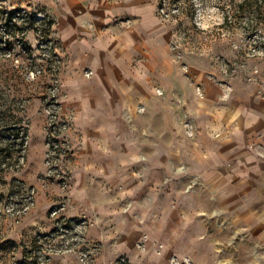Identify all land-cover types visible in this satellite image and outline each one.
<instances>
[{"label":"rangeland","instance_id":"obj_1","mask_svg":"<svg viewBox=\"0 0 264 264\" xmlns=\"http://www.w3.org/2000/svg\"><path fill=\"white\" fill-rule=\"evenodd\" d=\"M74 1L82 0H0V264H50L60 255L84 264L77 250L46 261L65 240L55 236L54 241L51 232L83 219L87 228L81 243L98 245L96 255L103 249L88 237L89 217L66 214L75 150L68 135V61L58 23L72 12ZM83 1L94 9L150 1L156 51L166 49L169 56L161 67L176 65L181 79L174 87L161 77L156 94L162 98L146 103L150 114L156 110V264H264V183L205 167L192 131L195 121H185L188 111L193 119L200 114L194 105L203 94L202 74L231 92L264 85V0ZM184 79L191 80V98ZM54 121L62 129L52 156L48 141ZM42 218H49L50 229L35 226ZM96 255L94 264H117L121 258L134 264L126 255L109 262H98Z\"/></svg>","mask_w":264,"mask_h":264},{"label":"crops","instance_id":"obj_2","mask_svg":"<svg viewBox=\"0 0 264 264\" xmlns=\"http://www.w3.org/2000/svg\"><path fill=\"white\" fill-rule=\"evenodd\" d=\"M74 2L58 23L68 61V135L75 150L66 214L89 217L88 237L103 246L98 262L121 254L134 264H156V110L150 114L146 103L162 98L156 94L161 77L174 87L181 79L176 65L161 67L169 56L166 49L157 48L164 57L156 51V13L150 1L96 9L83 0ZM121 15L124 20L117 21ZM198 78L203 94L196 104L194 98V107L200 114L193 119L188 111L185 121H195L192 131L204 152L202 164L229 178L264 183V85L231 92L203 74ZM184 81L191 98V80ZM44 198L48 203L52 196ZM35 226L48 230L52 223L42 218ZM59 260L79 262L60 255L50 264Z\"/></svg>","mask_w":264,"mask_h":264},{"label":"built area","instance_id":"obj_3","mask_svg":"<svg viewBox=\"0 0 264 264\" xmlns=\"http://www.w3.org/2000/svg\"><path fill=\"white\" fill-rule=\"evenodd\" d=\"M55 116V114H54ZM55 118V117H54ZM57 118V117H56ZM54 125H52L50 131H49V141H48V146H49V154H52V156L55 154L56 151H58V143L56 141L57 138V133L62 129L59 123L54 121ZM63 128L66 129L68 125L66 123H62ZM87 228V220L83 219L81 222L80 221H71L70 223H66L64 226H59L57 229L53 232H51L50 236L53 238L54 241L57 240V237L55 236H61L62 238H65L64 242L61 241L58 248H52L50 252H48V257L46 261L49 259L50 256L62 252V251H75L77 250L79 259L84 263V264H94L95 263V255L94 251H97V248L99 247L98 245L93 244V247L90 246L85 248L84 244H82V240H85V229ZM46 236H49L47 234ZM77 246V247H75ZM99 249V248H98ZM117 264H126L125 259L121 258L117 262Z\"/></svg>","mask_w":264,"mask_h":264}]
</instances>
